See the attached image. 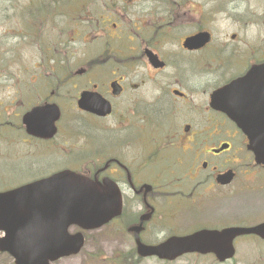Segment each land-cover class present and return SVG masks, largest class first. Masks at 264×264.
<instances>
[{
  "label": "flooded vegetation",
  "instance_id": "flooded-vegetation-1",
  "mask_svg": "<svg viewBox=\"0 0 264 264\" xmlns=\"http://www.w3.org/2000/svg\"><path fill=\"white\" fill-rule=\"evenodd\" d=\"M134 1L128 0L131 10ZM126 6L110 7L114 13L101 19L90 17L93 13L87 18L92 27L114 21L115 33L107 35L112 41L127 37L129 77L120 74L100 81L101 68L109 60L101 53L80 65L69 62L66 71L52 72L48 78H22L19 90L22 98L28 97L35 105L51 102L60 106L69 99V108L64 104L63 111L82 113L95 130L108 134L107 144H102L89 133L91 126L82 130L86 156L82 164H69V168L91 179L113 180L123 196V211L132 209L133 223H138L141 214L152 208L155 217L159 207L155 198L171 194L167 191L171 184L179 189L177 204L182 205L186 196L199 189L212 195L240 181L234 165L240 162L242 149L247 158L253 155L248 150L249 139L219 109L225 103H214L212 96L231 85L227 103L231 109L247 116L264 114V0H155L144 11H132L125 25L129 31L122 32L124 26L117 30L118 21ZM100 36L104 40L106 33L93 32L91 39ZM113 49L117 59L120 51ZM85 90L100 93L110 103L111 113L81 109L79 98ZM18 128L24 144L54 140L29 135L23 125ZM3 130L0 121V138L6 140ZM223 145L228 147L219 150ZM229 170L234 171L232 179L222 184L218 177ZM146 184L152 185L150 192ZM188 188L191 191L186 193ZM190 205L183 204L181 211ZM150 221L141 234L143 241Z\"/></svg>",
  "mask_w": 264,
  "mask_h": 264
},
{
  "label": "rangeland",
  "instance_id": "rangeland-1",
  "mask_svg": "<svg viewBox=\"0 0 264 264\" xmlns=\"http://www.w3.org/2000/svg\"><path fill=\"white\" fill-rule=\"evenodd\" d=\"M35 1L40 3L39 12L33 11L37 8ZM103 2H107L109 6ZM154 3L155 0H135L131 10L128 0H0V118L5 123L6 135L13 133L11 141L0 142V187L7 188L19 181L20 184L27 183L69 164L80 165L86 156L81 145L82 130L84 132L87 129L88 123L78 114L64 112L65 116L63 114L59 123L61 122L62 130L66 131L57 134L51 143H47L50 145L38 143L39 145L31 146L22 142L20 129L17 128L19 125L12 123L14 120L21 124V112L19 115L18 111L12 110L23 107L19 90L20 77L48 78L52 72L56 74L60 70H66L69 62L76 66L77 63L81 64L101 53H106L109 60L101 68L100 81L120 74L129 77L131 51L127 37L110 40L107 35L115 33L112 25L114 21L101 22L92 27L87 16L93 13L90 17L100 16L101 19L104 14L110 16V13H114L109 10L110 7L116 9L126 4V8L122 7L120 17L117 13L120 18L117 30L124 26L121 31H129L125 25L130 22V13L133 11L137 14L135 9L144 11ZM49 10L55 11L52 18L49 17ZM34 29H37L35 35ZM93 32H104L106 37L104 40H101V36L96 40L91 39ZM113 47H118L120 51L117 59L113 56ZM28 99L26 97L24 101ZM65 100V106L68 107L69 99ZM8 107L9 112L5 111ZM68 124L72 127L70 136ZM88 131L94 135L97 143L107 144V133H99L95 129ZM68 141L71 142L69 146L66 143ZM65 147L67 148L62 149V152L61 148ZM13 148L19 149L17 156L11 155ZM241 156L240 162L234 165L241 174L240 181L230 188H223L212 195L199 189L191 198L193 206H186L182 211L183 204H177L178 196L165 198L162 195L155 198L159 204L158 211L143 233L144 239L146 237L150 242L161 241L174 232L184 233L203 226L233 225L236 222L251 225L263 221L264 167L255 165L252 156L247 158L244 151ZM133 217L131 209L119 220L102 228L86 231L83 250L79 254L63 257L55 264H264V241L244 236L238 238L235 258L224 263L217 261L211 254H186L172 262L153 257L136 260L134 256H130L135 246L134 238L125 231L126 222H131ZM72 230L79 228L73 226ZM2 235L3 232L0 231V237ZM0 264L15 263L8 253L0 252Z\"/></svg>",
  "mask_w": 264,
  "mask_h": 264
},
{
  "label": "water",
  "instance_id": "water-1",
  "mask_svg": "<svg viewBox=\"0 0 264 264\" xmlns=\"http://www.w3.org/2000/svg\"><path fill=\"white\" fill-rule=\"evenodd\" d=\"M227 91L228 87L216 91L213 102H226ZM80 106L104 113L101 110L104 104L98 96L83 94ZM230 116L250 136L249 148L255 152L257 161L264 163V124L257 130L249 127L242 115ZM59 118V108L52 105L34 108L24 116V122L29 130L50 137L57 130L55 122ZM121 211L122 197L110 183L103 186L66 170L0 194V230L6 232L0 238V250L8 251L16 264H51L79 252L84 245L82 233L69 234L72 223L94 229L111 221ZM151 215L152 212L143 215L141 224L129 228L135 233L137 250L142 257L174 260L189 252H214L220 261H225L235 255L234 239L238 235L255 233L264 238L262 223L255 227L203 229L185 236L173 235L158 244H146L139 233L143 221Z\"/></svg>",
  "mask_w": 264,
  "mask_h": 264
},
{
  "label": "trees",
  "instance_id": "trees-1",
  "mask_svg": "<svg viewBox=\"0 0 264 264\" xmlns=\"http://www.w3.org/2000/svg\"><path fill=\"white\" fill-rule=\"evenodd\" d=\"M136 259V258H135ZM136 260H139V259H136Z\"/></svg>",
  "mask_w": 264,
  "mask_h": 264
}]
</instances>
